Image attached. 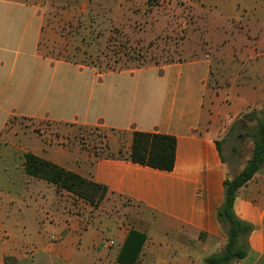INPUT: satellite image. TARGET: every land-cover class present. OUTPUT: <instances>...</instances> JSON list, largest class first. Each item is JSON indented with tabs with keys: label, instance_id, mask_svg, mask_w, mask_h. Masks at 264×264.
<instances>
[{
	"label": "crops",
	"instance_id": "0c3cea01",
	"mask_svg": "<svg viewBox=\"0 0 264 264\" xmlns=\"http://www.w3.org/2000/svg\"><path fill=\"white\" fill-rule=\"evenodd\" d=\"M204 1L188 3L204 12L212 27L214 17ZM45 9L40 0H0V264L8 255L19 264H207L206 258L228 240L217 211L229 176L218 145L227 125L217 112L228 89L211 94L209 83L215 77L214 60L220 52L228 57V30L246 20L245 14L232 1L220 5L225 39L219 46L210 36V51L110 70L47 54L42 48ZM263 13L264 7L257 10V15ZM260 30L252 39L241 29L236 32L246 34L247 47L256 41L260 46ZM239 54L248 57V52ZM250 80L243 78L237 95L230 93L231 109L238 113L251 105ZM260 82L257 88L264 87ZM13 120L38 126L48 122L56 129L33 131L11 126ZM82 127L109 130L108 152L74 140ZM135 131L174 135V168L134 162ZM27 152L106 185L110 195L127 204L116 208L108 196L89 214H76L69 191L25 172ZM234 211L253 228L248 255L233 264H264V165L240 188ZM111 213L125 219L114 236L105 238L91 221ZM131 231L146 238L137 257L126 259L122 250ZM170 237L176 244L166 239Z\"/></svg>",
	"mask_w": 264,
	"mask_h": 264
},
{
	"label": "rangeland",
	"instance_id": "374dc122",
	"mask_svg": "<svg viewBox=\"0 0 264 264\" xmlns=\"http://www.w3.org/2000/svg\"><path fill=\"white\" fill-rule=\"evenodd\" d=\"M40 1L46 7L47 21L42 48L47 54L95 65L100 69L115 70L191 58L200 52L210 51V36L216 37V43L222 45L225 39L222 25L225 23L219 17V8L221 4L232 1L247 19L234 23L232 30H228V57L220 52V57L214 60L215 77L209 83V92L219 95L228 89V97L223 94L218 100L220 107L217 112L223 124L227 125L220 151L226 161L229 177L244 169L253 154L254 139L258 134L255 122H250V118L245 115L252 111H256V117L264 114V107L258 106L259 103L264 106V97L259 94L262 88L264 92V87L257 88L255 85L256 81H261L259 85L264 82V45L259 46L256 41L249 43L247 47L245 40L248 38L246 34L251 39L258 38L260 28L264 32V20L258 19H264V13L263 16L257 15V10L264 7V0H205L214 17L212 27L206 24L204 12L194 11L188 0ZM243 5L246 6V11L242 10ZM238 29L246 34H239L236 32ZM246 52L248 57L240 58L239 53ZM245 77L251 79L253 84V88L248 91L251 105L238 113L231 109L234 98L230 93L236 94ZM235 78L238 80L234 81ZM230 86H233L232 90ZM238 103L236 100L234 104L237 106ZM228 118L232 119L229 124ZM13 124L39 132L43 129H56L48 122L38 126L24 120H13L11 126ZM108 134L109 130L102 127H82L73 139L83 146L107 153ZM70 195L74 212L78 215L89 214L103 202L92 205L71 192ZM108 196L114 201L116 208L127 204L125 200H119L109 193L106 197ZM105 210L110 213L114 209ZM124 219V215L120 213L98 215L91 221V225L101 230L105 238H109L120 229ZM156 235L164 237L159 233ZM166 239L171 244H176L175 238ZM239 239L240 245L246 243L245 234H241Z\"/></svg>",
	"mask_w": 264,
	"mask_h": 264
},
{
	"label": "trees",
	"instance_id": "16d2710c",
	"mask_svg": "<svg viewBox=\"0 0 264 264\" xmlns=\"http://www.w3.org/2000/svg\"><path fill=\"white\" fill-rule=\"evenodd\" d=\"M115 70L114 68H109ZM256 111L247 113L250 122L258 127L255 136V148L244 169L225 180V198L217 211L218 221L226 231L227 243L217 252L206 258L207 264H233L246 257L249 253L247 236L253 226L238 218L234 211L235 198L240 188L246 184L264 165V114L257 116ZM253 117V118H252ZM240 121V119L238 120ZM221 141L218 142L220 146ZM176 137L159 132L135 131L133 134L130 158L134 162L162 170H172L176 162ZM25 172L31 176L45 179L55 184L58 189L67 190L92 205H99L108 195L106 185L96 182L77 172L64 168L57 163L27 152L24 159ZM246 235V243L240 245V235ZM146 236L143 233L131 231L125 241L123 255L136 258ZM123 258L120 257L122 262ZM125 260V259H124ZM128 263V262H127ZM4 264H19L15 256L5 257Z\"/></svg>",
	"mask_w": 264,
	"mask_h": 264
}]
</instances>
